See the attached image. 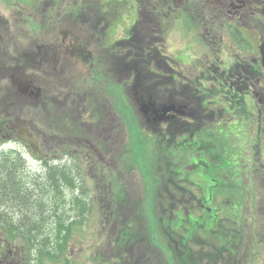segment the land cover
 Listing matches in <instances>:
<instances>
[{
    "label": "rangeland",
    "instance_id": "1",
    "mask_svg": "<svg viewBox=\"0 0 264 264\" xmlns=\"http://www.w3.org/2000/svg\"><path fill=\"white\" fill-rule=\"evenodd\" d=\"M121 1L122 3L116 4L113 2V0H100L99 5L109 8L119 7L120 11H133V9H130V5H140L138 0H136L134 3H131L130 1L123 2L124 0ZM142 1L144 2L145 7H148L149 12L147 14V19L150 22H158L159 15L157 14V10L153 9V0ZM77 4L86 6L88 3L87 0H80ZM191 5V0L162 1V3L160 4V9L162 10V12H168V14L165 16L160 15L161 22L166 27V30L163 33L162 25H153L152 29H150L151 39L153 37L152 31L163 33L162 38L157 41V44L154 43V45H164L166 43V40H168V43L173 44L175 49L177 50H184L185 48H187L185 42L179 34V25L177 21L179 19L180 13L184 12L185 15H188L187 17H189L190 15H194V9L190 10ZM201 5H203V3ZM14 7L15 8L13 9H9V7H2V5H0V17H2V21L7 20L11 22L10 29L5 26L2 31V28L0 26V38H2L3 41H5V39L8 37L13 38L14 44H16L15 47L18 48L19 51H30V41L49 37V34H46L45 32L50 29V26L52 25L50 23L55 21V26L57 28L60 26L62 28H67L66 25L68 24L69 16L72 15L75 18L80 14L79 12L70 14L73 9L68 10V13L61 10L57 17L53 11L50 14L48 22H46V24L42 26L41 22L44 16L43 12H39L35 9L32 10V7L26 8L23 5L15 4ZM141 11L143 14L147 13L146 9H136V13L138 16ZM15 18L16 20H14ZM75 20L76 19H73V21ZM2 21H0V23ZM76 22L78 23V26H80V21ZM33 25L35 31L31 29ZM82 29V37H86L87 35H90V37L98 36L96 33L98 29L95 28L91 23H86V25L82 26ZM54 34L55 32L53 31L51 32L50 36H54ZM155 36L159 37L160 35ZM164 37L165 42L163 39ZM34 48L38 49L39 54L44 53L45 47L42 46V43H40V45H34ZM108 50L109 61L103 62L102 64L101 61L96 63L97 71H99V73L95 77L91 75L94 80L96 79V82H92L91 79L87 76V65L82 61H75L73 59L66 61V65L63 67V69L65 68L64 75L59 73L56 75V77H49V86H47L48 79L46 78V76L44 74H39V78L41 77L40 80H46V83L40 87L46 91V96L50 98L53 97L55 99V101L48 100L47 103L38 105L39 107L34 105V102L32 101L28 106L23 107L12 104L11 101L8 103L5 90H1L0 88V111H6L11 124L10 126L8 125L9 128L6 129V131L2 134L5 141L0 142V170H3V167H5V161H7V159L17 160L20 158L21 164L17 168L18 175L24 180L29 191L33 189V186L36 183H39L38 179L36 178L37 175L43 177V183L48 182V179L50 178L49 175H47V170L52 171V169H46L44 163H41L39 161L35 153L37 146L33 147L28 141V144H26V146L24 142L16 140L14 138L15 133L11 131L13 130L12 126L14 125L12 123L13 120L11 117L22 115L26 120L21 126L23 131L29 136H33V138L36 136L35 138H37L36 143L39 145L38 147L43 150L44 154H46L47 156L55 158L58 154H61V152H65L66 162L70 163V165L66 167L64 173L67 176L75 178L78 183L83 184V188L86 191V196L84 199L87 198V202H84L86 203L85 205H80L78 209V211H81V214L83 216V229L80 228V230L75 233L71 232L70 243L65 255L70 261H73L74 264H100V259L97 260L95 257L98 253L101 252V250H103L104 252H108L109 244L106 245V239L103 236V228L105 225L108 226L107 222L109 223V221L107 220V217L108 215H110V213L108 214L107 212H102L103 216L101 215L100 209H98V205L95 202V197L102 189L110 199L113 198L112 194L115 196L118 195V192L115 191V189H112V193L108 192V185L110 179H112L111 175H113L112 172L118 174L119 182L123 186L122 193L129 196L127 200H125V202L126 209L127 205H129L130 209L127 212V217H130L135 213V208L136 210L140 208H137L134 205L136 199L138 202H142L146 197L145 189L140 183V176L143 177L142 167H147V165H145V162L148 161V156L152 154L156 160L160 159L162 163L161 157L158 156L160 155V151L153 149L152 144L146 141L144 138L139 139V135L142 134L141 132H143V134H147L148 136L153 135L152 130L141 119L142 115L139 112V105L143 104V102H138L140 95L137 94L135 98L134 96L129 95V101L134 102L135 106L134 107L130 105L132 108L131 116L133 117V121L131 122L134 123V125L140 131H135L134 133L131 132V130H135V127H131L127 122V119L125 118V114L127 113V111L122 106L119 112L120 120L118 119L117 115L116 118H114L115 112L113 111V101L115 97L113 96L116 95L110 94L109 92L114 91L117 87L119 89V93H122L124 91V80H127V72L123 71L118 75L115 71L113 74L114 76L111 75V70L113 71V67L117 64L118 59L111 48H108ZM167 50L168 48L165 47L166 53ZM6 51L11 58L18 57L13 55L18 51L14 52L12 46L9 47V51L8 49H6ZM121 63L122 62H120V64ZM175 63L179 64L178 62ZM157 64L158 67H155L154 65L152 66V70L155 69L157 74L152 76L150 75L149 78V85L151 87L150 95L152 97L158 96L161 93L163 94L164 89L169 90L171 93L180 90L179 88H176L177 90L166 88L173 85L170 83L167 84V82L171 80L172 74L182 85L197 88L194 83L196 81V76L194 75L197 74L192 73L195 64H190L189 68L183 67L182 71L184 72V74L179 72H172L170 69L165 67V64L164 66H162L163 63L160 61ZM174 67L178 69L177 65H175ZM200 71H203V68H201ZM56 72L61 71L59 68H57ZM210 75L212 76L213 74L210 73ZM62 76L63 79L59 81ZM114 80L117 81V87L108 88V86L112 85V82ZM202 80L203 79L200 78L201 86L197 88L201 91L203 90V88H205V82ZM131 85L132 78L130 82L128 81V88H131ZM198 85H200L199 81ZM70 89H75L76 91L73 96ZM78 89L79 91H77ZM127 93L128 92L124 94L126 95ZM213 98L214 100H218V95L215 93L212 94L210 96V100H213ZM220 100L221 101L219 102H221V104L216 105L217 108L213 123L215 126L217 124H221L223 120V114L220 112V109H222L224 102L222 99ZM1 105H3L4 107ZM94 105H96V107ZM97 108H106L102 119L99 120H96L97 117L94 118V115L97 113ZM251 119L252 116L250 118H247L248 124L246 129L247 134L251 138V142L248 143L246 147L241 149L239 147L240 142L233 139L232 137L229 138V136H227V142H224L226 144L225 148L227 149V158L229 157L230 160L233 159L232 161L235 162V159L237 157L238 163L240 164V166H242L243 169H245L243 170L241 168V172L239 173L241 178V186L235 185V191L239 192L240 188V191L245 194V205L249 202L251 211H249L248 209V215L244 211L245 216L242 217V222H238L237 226H235V220L228 222L233 232H241L240 234L234 233L233 235H231V240H233V238H236L237 241L233 252L230 255L226 256L224 259L219 257L220 261L216 264H264V210L261 207V204H263L264 206V169H261L259 172L257 171V168H261L264 165V137L260 140L261 150L263 153H261L260 157L258 156L256 158V146L258 140L257 127L254 124H251ZM91 120H94V122H92ZM9 121H6L3 115L0 114V124L4 122L8 123ZM54 123H56L57 125H52ZM73 123H75L76 125L77 123H79L78 127L80 129V132L78 134L77 130L72 129L76 134L69 136V132H67L66 126H73ZM220 128V126L217 127V132ZM212 133L214 132H211L209 136L207 135L208 133L204 134L199 138H196V140L198 142H202L205 141L206 136H208V139L214 141ZM97 136L101 137L98 139ZM10 138L12 139L11 142H9ZM188 138L189 136L187 135L185 139ZM93 139L99 140V142L106 146L105 150H107V154L105 150L101 152L97 150L95 151L91 148H85L82 144V141L91 143ZM104 142L106 145L104 144ZM170 144L173 145L174 142H170ZM145 151L146 153H144ZM143 154L147 156L145 160H143V157L135 159V155L142 156ZM215 154V152L210 151L208 160H211L213 156H215ZM21 159L23 160V162L21 161ZM137 160L142 161L141 165L144 166L140 168L139 164L136 163ZM260 160H262L263 163L258 162ZM168 161L173 162L170 157L168 158ZM247 165H249L250 168H247ZM163 168L166 167L163 166ZM9 169H13V162L11 163ZM154 171H157L156 168ZM127 172L131 173L127 174ZM153 175L157 178V172H155V174ZM45 179L47 181H45ZM61 180V175L57 173L53 180L50 178V182L48 183L55 184ZM96 180H98L101 188L99 190H96L93 186L95 185ZM162 181L163 179L161 180V182ZM244 188L247 189L250 194L253 193L252 198L245 193ZM35 192L36 194L38 193L37 195L39 196V192L37 190H35ZM64 195L65 198L59 202H54L52 196L50 197L51 199L48 198L46 200L44 209L48 216L53 218L56 206H58V212H64L69 219L77 215V206L76 202H74L76 194L70 193L68 189H66ZM161 197L162 196L160 193L158 198L160 199ZM122 207L124 206L119 207L118 204H116V211L118 215L119 212H125ZM256 211L258 213H256ZM0 215L2 217H6V209L1 210ZM142 224V228L144 229V223ZM52 225L51 228L48 227L46 228V230L49 231L53 229ZM142 233H145V231L142 230ZM14 250L15 248L13 246V251ZM144 253L145 254L143 255V257H139V259L138 257H136L138 261H134V263L130 264H165V253L161 250L156 248L147 249ZM13 259V257L9 256L7 264H20L19 259L15 258L14 261ZM39 264L55 263L51 262L47 258L42 257L39 261Z\"/></svg>",
    "mask_w": 264,
    "mask_h": 264
},
{
    "label": "flooded vegetation",
    "instance_id": "2",
    "mask_svg": "<svg viewBox=\"0 0 264 264\" xmlns=\"http://www.w3.org/2000/svg\"><path fill=\"white\" fill-rule=\"evenodd\" d=\"M47 1L50 4L45 6ZM99 1L87 0L86 6H78L77 0L33 1V4L36 5L35 10L49 14L48 18L43 16L42 26L48 22L53 11L57 17L61 10L68 13V10L73 9L70 14L78 12L80 14L75 18L72 15L69 16L67 28L61 26L57 28L55 21L50 23L52 24L50 29L45 32L49 34V37L30 41V51H19L11 37L6 38L5 41L0 38V88L5 90L8 103L11 101L12 104L23 107L28 106L32 101L34 105L39 107L38 105H43L48 100L55 101L53 97L46 96V91L40 87L46 83V80H40L39 74L46 76L48 79L47 86H49V77H56L59 73L64 75L65 68L63 69V67L66 65V61L71 59L84 62L87 65V76L92 82H96V79L94 80L91 75L95 77L99 73L96 63L101 61L102 64L109 61L108 48L113 50L118 59L113 71L111 70V75L115 71L118 75L126 71L127 80L130 82L132 78V87L128 88V81L124 80L125 89L123 93L128 92L127 98L129 100V95L135 98L139 92L142 95H140L138 102H142L143 99L148 100L151 96L148 94L149 90L143 86L146 77L137 72H144L147 77H150L152 71L148 67L152 63L158 67L157 63L160 61L163 63L162 66L165 64V67L172 72L184 74L182 68H189V65L193 63L195 65L192 73L197 74L194 75L196 76L195 86L197 88L201 86L200 78H202V81L205 82V88L201 91L192 86H184L172 74L171 80L167 84L173 85L166 88L174 90L179 88L180 90L172 93L167 89L163 90L161 108L169 110L160 119L159 125L162 126L166 136L170 137V132L180 135L182 138H185L188 132L189 138H199L201 135L207 134L210 125L214 122L217 100H210V96L215 93L218 95V102L221 101L220 99L224 102L223 107L227 113V136L229 138L233 136V139L239 141L241 149L251 142L246 128L247 118L252 116L250 122L257 127L256 158L261 156L263 152L260 140L264 137V66L260 46L264 41V0H191L190 10L194 9V15L187 17L188 15H185L184 12L180 13L177 21L179 34L188 48L180 49L177 53L175 61L179 63L177 64L178 69L167 65L166 61L171 60L167 54L159 53L157 48H152L154 39L152 38V41L150 28L147 26L149 11L142 0H138L140 5H130V9L147 10L146 14L141 11L139 16L135 9H133L134 11H120L119 7L101 6ZM129 1L134 3L136 0ZM162 1L157 0L156 4L153 5V9H156L159 15L158 23H160V15L168 14V12H162L160 9ZM202 3L203 5H201ZM8 4V1L5 0L2 7H7ZM73 19L76 20L73 21ZM0 21H2V17H0ZM76 21H80V26ZM86 23H91L98 29L97 37H90V35L82 37V26ZM0 26L2 31L5 26L10 29L11 22L4 20ZM31 29L35 31L34 27ZM53 31L55 32L54 36H50ZM153 37L157 39L156 36ZM40 43L45 47L43 54H39L38 49L34 48V45H40ZM11 46L14 52L18 51L13 54L18 56L17 58H11L8 55L6 49L9 51ZM120 62L122 63L120 64ZM57 68L61 72H56ZM201 68L203 71H200ZM210 73L213 75L211 76ZM62 79L63 76L59 81ZM198 81L200 85H198ZM111 87H117V81L114 80L112 85L108 86V88ZM70 91L72 96L76 92L75 89H70ZM109 93L116 95L113 96L115 97L113 101L114 111V108H118L119 104L118 87ZM129 103L134 106V102L129 101ZM94 106L96 107V105ZM142 106L140 104L139 109ZM105 109L97 108L94 118L97 117L96 120L102 119ZM0 114L6 121H9L6 111H0ZM114 115L116 118L117 114ZM11 118L14 124L13 130H11L15 133L14 138L24 142L25 145L28 144L27 141L35 143L37 146L36 156L39 159H45L46 154L38 147L36 136L33 138V136L27 135L21 128L25 122L24 116L16 115ZM154 120L155 122L158 121L157 118ZM91 121L94 122V120ZM146 121L152 122V118H147ZM78 124L73 123V126H66L69 136L76 134L72 129L77 130L79 134ZM8 125H11L10 121L0 124V141L5 140L2 134L9 128ZM172 127H175L174 132L171 131ZM200 127L203 129L200 130ZM97 137L99 139L101 136ZM82 144L85 148L99 152L106 148L104 146L102 150H99L94 143L87 141H82ZM105 152L107 154V150ZM228 159L230 163L227 170L229 173L237 174L241 180L239 173L242 166L239 163L234 165L233 159ZM258 162L263 163L262 160ZM69 165L70 163L67 162V167ZM263 166L257 168V171L264 169ZM58 168L64 170L66 166ZM247 168H250L249 165ZM112 173L113 180H118V174ZM244 190L248 196L253 197V193L250 194L247 189ZM232 192L230 191V196L233 194ZM238 194L241 196L238 200L242 206H234V208L228 209L227 222L237 219L242 221V217L245 216L244 211L247 215L249 214L248 209L251 211L250 203L245 205V194L242 191H239ZM261 207L264 210L263 204ZM256 213L258 212L256 211ZM227 225L232 233L231 226ZM3 242L0 240V264H7L6 246L2 245ZM16 258L22 260L20 255H17Z\"/></svg>",
    "mask_w": 264,
    "mask_h": 264
},
{
    "label": "trees",
    "instance_id": "3",
    "mask_svg": "<svg viewBox=\"0 0 264 264\" xmlns=\"http://www.w3.org/2000/svg\"><path fill=\"white\" fill-rule=\"evenodd\" d=\"M146 141L152 144L153 149L169 155L175 167H167L170 174L165 175L163 182L158 187L157 197L152 198L153 194L147 187V197L142 202H138L136 199L134 205L140 208L137 210L135 208L133 216L127 217L130 208L127 205L126 209L125 200L127 199L121 194H119L121 197H115L114 201L110 198L105 199L109 206L106 212H110V215L108 226L105 225L103 228V236L106 239V245L109 244V248L108 252L101 250L95 258L100 259V264H130L138 261L136 257L138 259L143 257L145 250L153 248L165 253V264H216V258L224 259L230 255L237 241L236 238L231 240L232 233L227 225L228 209L242 205L238 200L241 196L234 188L231 190L235 192L228 196L230 193L227 184L232 183L234 181L232 176L236 177V175L229 174V182H227L226 153L225 157L219 159L220 165L214 169V177L209 180L203 179L205 185L202 188L206 193L199 195V200L204 202L198 203L199 205L205 203V207L213 208L215 215L210 225L202 226L199 229L197 225H199L200 218L193 217L194 207L185 206L174 213L172 209L175 205L181 206V204H175L176 197L195 196L194 189L196 192L199 191L200 186L195 180L202 176L203 166L199 164L200 159L194 160L191 153L179 147L177 140L175 141L173 137L169 138L163 133L159 132L156 136L147 138ZM170 142H174V144L171 145ZM11 163L12 160L7 159L5 167L0 170V211L6 209V217L0 215V225H3V228L7 230L10 238L14 237L15 230L20 232V239L26 250L27 264H39L42 257L55 264H74L65 255L70 243L71 232L75 233L80 228L83 229V217L81 216L77 221L74 220V217L77 218L75 215L69 222L64 212V215L58 212V206L55 208L53 218L48 216L44 209L46 200L51 196L54 202L65 198L58 190L60 183L59 186H53V184L48 186L50 178L53 180L56 173L47 170V175L50 177L47 184L40 181L29 191L24 180L16 174L20 161L16 164L13 162L15 165L13 164V169L10 170ZM146 173L147 176H150L148 172ZM45 181L47 180L45 179ZM65 182L74 188L73 178H66ZM35 190L39 192V196ZM160 193L163 202L160 200L161 198H158ZM203 194H206L205 198H203L205 196ZM79 200L75 199L74 201L78 213ZM157 200L160 202L156 207L154 204ZM164 200H168V204L164 203ZM116 204L119 207L124 206L122 208L125 212H119L118 215ZM181 220L187 224L186 228L181 225ZM142 223H144V229ZM51 225L53 229L46 230L48 227L51 228ZM142 230L145 233H142ZM210 249L213 251V257L208 255V252L211 253ZM204 257L205 262L203 263L202 258Z\"/></svg>",
    "mask_w": 264,
    "mask_h": 264
},
{
    "label": "bare ground",
    "instance_id": "4",
    "mask_svg": "<svg viewBox=\"0 0 264 264\" xmlns=\"http://www.w3.org/2000/svg\"><path fill=\"white\" fill-rule=\"evenodd\" d=\"M150 128H152V127H150ZM140 179H141V181H140V183H141V185L144 187V189H145V194H146V189H147V187H148V189H149V181H151L150 179H151V177L150 176H147V178H143L142 176H140ZM118 188H119V194H121L122 195V197H125L126 199L129 197V196H127V195H125V194H123L122 193V191H123V186L121 185V183L119 182L118 183ZM152 189V187L150 186V190ZM120 196V195H119ZM121 197V196H120ZM147 197V196H146ZM80 214V213H79Z\"/></svg>",
    "mask_w": 264,
    "mask_h": 264
},
{
    "label": "water",
    "instance_id": "5",
    "mask_svg": "<svg viewBox=\"0 0 264 264\" xmlns=\"http://www.w3.org/2000/svg\"><path fill=\"white\" fill-rule=\"evenodd\" d=\"M261 53H262V55H263V60H262V62H263V66H264V42H263V44H262V46H261Z\"/></svg>",
    "mask_w": 264,
    "mask_h": 264
}]
</instances>
